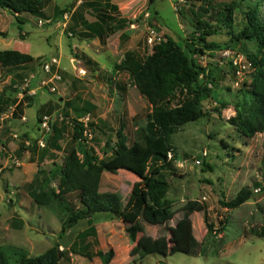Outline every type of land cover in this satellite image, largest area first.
<instances>
[{"label": "rangeland", "instance_id": "obj_1", "mask_svg": "<svg viewBox=\"0 0 264 264\" xmlns=\"http://www.w3.org/2000/svg\"><path fill=\"white\" fill-rule=\"evenodd\" d=\"M130 1L136 4L130 8L124 18L126 24L120 29L116 27L117 12L112 15L114 20H101L99 11L88 5L89 0H43L46 14L22 13L19 18L23 22L0 8V31L6 33L5 37L0 36V50L15 49L39 57L18 67L0 65V246L11 264L19 258L14 249L35 256L56 242L64 252L59 264H100L96 250L107 251L110 247L115 252L110 264H264V236L252 231L264 226V134L245 137L228 122L234 115L236 100H249L244 94L246 91L239 89L249 88L253 69L236 78L223 56L226 50L243 54L240 52L243 46L254 50L253 42L233 43L234 48L196 56L201 65L211 70L222 65V70L212 97L202 103L206 116L178 126L170 136L171 165L162 169L163 177L169 182L166 197L172 202L173 210L190 199L206 204V220L203 212L190 215L193 235L201 242V250L195 254L132 255L135 243L129 240L123 222L105 213L92 217L98 230L95 236L81 235L87 227L85 219L59 236L69 210L80 206L77 193H69L61 201L52 200L47 205L33 200L39 190L57 187V173L53 172L63 164L66 152L76 146L72 137L74 120L88 124L92 136L83 143L99 159L111 156L107 145L114 144L120 126L130 142L137 129L144 125L151 106L128 74L116 71L114 65L126 50L135 51L141 58L151 52L152 45L146 40L149 27L183 44L196 18L214 20L215 16L226 14L227 5L239 2V6L233 7L236 32L243 22L241 11L245 10V1L252 0H153L149 4L148 0ZM206 1L209 7L203 5ZM94 4L99 3L94 1ZM200 5L207 10H200ZM40 19L42 24L38 22ZM97 22L102 26L101 37L86 26ZM228 31V26L222 24L221 30L207 40L222 45L230 38ZM91 35L95 36L90 39ZM51 57L58 60L52 72L56 70L60 76L49 84L55 87L54 91L40 85L42 79L51 77L42 72V60ZM79 68L85 70L84 74L78 73ZM24 78L29 79L27 89L35 91L34 94H20L18 85L24 83ZM10 84L17 89L11 96L20 100V109L6 103L8 99L2 95V90ZM25 95L32 98L23 100ZM44 115L49 117L50 131L42 147L38 141L44 135L40 127ZM52 124L63 131L56 146L49 143ZM198 159L200 164L196 163ZM116 174V188L121 197L125 193L124 183L132 185L138 178L124 169ZM243 186L253 190L247 202L233 209L221 206L220 200L233 198ZM256 188L260 190L254 193ZM66 205L68 209L64 208ZM181 214L177 212L169 224L173 225ZM109 219L114 220L108 227ZM140 221L143 232L148 235L165 232L159 226ZM206 223H211L212 232H208Z\"/></svg>", "mask_w": 264, "mask_h": 264}, {"label": "trees", "instance_id": "obj_2", "mask_svg": "<svg viewBox=\"0 0 264 264\" xmlns=\"http://www.w3.org/2000/svg\"><path fill=\"white\" fill-rule=\"evenodd\" d=\"M152 1L148 0V4ZM42 3L43 0H0V8L10 11L18 22H23L19 18L22 13L43 14ZM99 4H92L94 10L99 11V18L114 20L115 18L104 12L105 9ZM237 4L239 6V2L227 5L224 8L226 14L222 17L215 16L214 20L196 18L195 22L191 23L192 31L183 44L163 33L165 39L154 43L151 52L144 58L133 50H126L122 58L115 63L114 69L128 74L135 88L149 102L151 110L132 141L127 142L122 126L118 128L114 144L111 147L107 145L111 156L103 159H99L96 153L84 146L83 125L74 120L72 137L76 146L66 152L63 164L53 172L57 173V187L41 189L33 198L35 203L47 205L52 200L61 201L69 193H77L80 206L69 210L68 217L61 223L59 236L82 219L87 221V227L81 235L95 236L92 217L96 213H105L123 222L129 240L135 243L131 248L132 255L143 256L153 252L164 255H171L173 252L195 254L201 250V242L193 235L190 215L193 212H203L206 220L207 206L203 201L190 199L173 210L172 202L166 197L169 182L163 177L162 169L171 165L168 154L173 153L170 136L175 129L207 114L202 103L212 97V90L222 65L216 66L214 70L207 68L205 64L201 65L196 56L203 55L206 51L234 48L233 43L242 41L253 42L254 50H247L244 46L240 48V52L251 62L253 68L249 88L239 89L246 91L244 94L249 96V100H236L234 115L228 118V122L245 137H253L256 133L264 134V0L245 1V10L241 11L243 22L235 32L233 7ZM88 5L91 6L90 3ZM203 5L209 7L208 1ZM203 5H200L199 9L206 11L207 7ZM105 6L117 10L116 6L108 1ZM117 22L116 27L120 29L125 26L126 19L119 18ZM222 24L229 28V40L222 45L208 41L209 36L221 30ZM86 26L96 36H102V26L98 22ZM108 28L112 30L111 27ZM95 35H91L90 39ZM0 36L5 37L6 33L0 31ZM37 58L39 57L34 58L29 53L15 49L0 50V65L3 67L27 65ZM2 91V95L8 99L6 103L15 104L17 109L21 108L20 100L11 96L13 91H17L14 86L10 84ZM23 98L29 101L32 97L25 95ZM51 128L52 139L49 143L56 146L63 131L55 124H52ZM120 169L130 171L138 178V181L131 185L125 204L118 193L99 191L102 172L117 173ZM252 194L253 190L243 186L233 198L220 200V204L224 208L233 209L247 202ZM64 208L68 209L67 205ZM177 212H181V216L173 225L169 224ZM140 220L159 226L165 232L156 236L148 235L143 232ZM206 224L208 232H212L211 223ZM252 231L264 236V226ZM14 252L18 253L19 257L15 264H59L64 257V252L59 250L57 242L35 256L27 255L20 249H14ZM95 255L100 259V264H110L115 252L110 247L107 251L96 250ZM0 264H11L1 246Z\"/></svg>", "mask_w": 264, "mask_h": 264}, {"label": "built area", "instance_id": "obj_3", "mask_svg": "<svg viewBox=\"0 0 264 264\" xmlns=\"http://www.w3.org/2000/svg\"><path fill=\"white\" fill-rule=\"evenodd\" d=\"M38 22L40 24H42L43 20L40 19ZM158 33L159 32L156 31L153 27L148 28V36L146 38L148 44L153 45L154 43L160 42V41L165 39L163 36H161ZM223 56L226 58L229 65L232 67V70H233L236 78H241L242 75L245 73V71L253 69L251 62L243 54H239V53H233L232 54V50H226L223 52ZM57 64H58V60L55 57H51V58L42 60V69H43L42 72L45 75L51 74V77L49 78V80L42 79L40 81V85L41 86H47L48 89H50L51 91H54L55 87L53 85H49V84L50 83L53 84V79H59L60 78V76L55 73L56 70L54 71V73L52 72V66L54 65L55 67H57ZM84 72H85L84 69H82V68L78 69L79 74H84ZM29 82L30 81L28 78H24V83L22 85H18V89H19L20 94H22V93L25 94L28 92H30V93L32 92L33 94L35 93V91H31L32 89H27L29 87ZM237 84H238V82H236V85ZM209 86H211V85L209 84ZM80 122L83 125L82 137H83L84 141H86L87 137L90 138L92 136V131L88 127V124L86 123V121L82 120ZM40 127H41L42 131L44 132V135H43V138L38 141V144H40V146L43 147L45 145L44 137L50 131V123H49L48 115H44L42 117V120L40 121ZM202 154L206 155V151H203ZM196 163L200 164V160L199 159L196 160ZM259 190H260V188H256V189H254V192H258Z\"/></svg>", "mask_w": 264, "mask_h": 264}, {"label": "crops", "instance_id": "obj_4", "mask_svg": "<svg viewBox=\"0 0 264 264\" xmlns=\"http://www.w3.org/2000/svg\"><path fill=\"white\" fill-rule=\"evenodd\" d=\"M77 1H80V0H77ZM94 1H97L98 3L101 2L103 5L102 6H101V4H99V5L101 7H103L105 10H108L109 11V13H107V14L113 15L115 12H117L118 17L119 18H123V19L128 16L127 13L129 12L130 8L131 7H134V5L136 4V2H133V1H130V0H116V1L115 0H89L88 4L90 3L92 5L94 3ZM107 1L110 4L115 5L116 8H117V10H113L110 6H107L106 7L105 6V3ZM127 8H129V9H127ZM125 10H127V11H125ZM42 12H43V14H46L43 8H42ZM147 13L149 14V18H151V20H152L151 14L148 11H147ZM151 22L154 23L155 20L153 19ZM116 179H117V174L116 173H111V172H108V171H103L102 174H101L100 182H99V191L100 192H106V191L116 192V193L119 194L120 191L116 188V183H117L116 181L118 179L117 180ZM130 185H131V182L124 183L125 193H124L123 196H121L122 197L121 198V201H122L123 204L126 203V200L128 198L127 196L129 195V192H130ZM112 220H114V219L107 220L108 227L112 225ZM95 225H96V223H95ZM94 228H95V231L97 233L98 230L96 229V226H94ZM85 229H83V230H85Z\"/></svg>", "mask_w": 264, "mask_h": 264}, {"label": "water", "instance_id": "obj_5", "mask_svg": "<svg viewBox=\"0 0 264 264\" xmlns=\"http://www.w3.org/2000/svg\"><path fill=\"white\" fill-rule=\"evenodd\" d=\"M76 62V61H75Z\"/></svg>", "mask_w": 264, "mask_h": 264}]
</instances>
